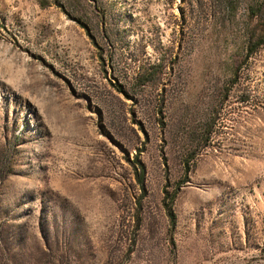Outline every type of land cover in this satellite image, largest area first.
I'll return each mask as SVG.
<instances>
[{
    "label": "rangeland",
    "instance_id": "374dc122",
    "mask_svg": "<svg viewBox=\"0 0 264 264\" xmlns=\"http://www.w3.org/2000/svg\"><path fill=\"white\" fill-rule=\"evenodd\" d=\"M0 264H264V0H0Z\"/></svg>",
    "mask_w": 264,
    "mask_h": 264
},
{
    "label": "trees",
    "instance_id": "16d2710c",
    "mask_svg": "<svg viewBox=\"0 0 264 264\" xmlns=\"http://www.w3.org/2000/svg\"><path fill=\"white\" fill-rule=\"evenodd\" d=\"M224 3L226 2L227 3V1L228 0H222ZM252 54V50L251 49H249L248 50V52H247V54H246V56H249V55H251ZM169 213V215H170V218H171V220L173 219V215L170 213V212H168Z\"/></svg>",
    "mask_w": 264,
    "mask_h": 264
}]
</instances>
